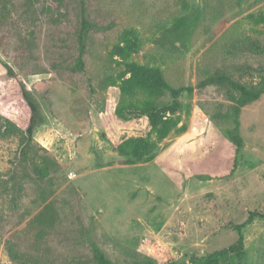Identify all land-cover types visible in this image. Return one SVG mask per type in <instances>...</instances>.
Instances as JSON below:
<instances>
[{
	"label": "rangeland",
	"instance_id": "1",
	"mask_svg": "<svg viewBox=\"0 0 264 264\" xmlns=\"http://www.w3.org/2000/svg\"><path fill=\"white\" fill-rule=\"evenodd\" d=\"M216 72L264 74V0H0V264H200L251 212L222 264H264V93L235 110Z\"/></svg>",
	"mask_w": 264,
	"mask_h": 264
},
{
	"label": "trees",
	"instance_id": "2",
	"mask_svg": "<svg viewBox=\"0 0 264 264\" xmlns=\"http://www.w3.org/2000/svg\"><path fill=\"white\" fill-rule=\"evenodd\" d=\"M91 27H92L91 24L87 21L85 17L84 4L81 2L80 28L77 34V62H76V69L80 71H82L84 68L83 56L86 50V40H87L88 31L91 29ZM3 67L5 69L6 77L9 80H13L17 82L18 95L28 111L27 123L25 126V130L23 132V140L21 142V147L19 151V155L21 159L27 160L30 149L29 147L33 140L34 131L37 128V126L42 123L43 118L31 94L27 91L24 84L20 80H18L13 69L7 64H4ZM209 81L226 87L233 95H235V103L237 105L235 107V110H237L238 107H242L247 103L257 100L264 93V74L259 77L258 82H256L255 84L251 83L248 85L234 81L233 79H231L229 76L225 75L222 72L214 73V75L209 79ZM162 86L166 87L164 83H162ZM16 131L17 130H14L12 128L11 124H8V126H6L5 128V133L7 134L15 133ZM258 216L259 214L255 212H251L249 214L247 221L244 224H241L236 227L235 242L228 249H222L205 257L200 261V264H222L226 259L229 258L230 255H233L234 257L240 260L244 251L243 236L241 230L243 229L245 224L251 223L254 220V218ZM91 248L93 253V259L96 264H113L108 259H106L102 251L96 245L92 244ZM133 264H155V263L150 261H145V262H135Z\"/></svg>",
	"mask_w": 264,
	"mask_h": 264
}]
</instances>
